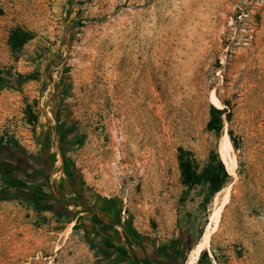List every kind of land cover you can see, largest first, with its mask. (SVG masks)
Instances as JSON below:
<instances>
[{
  "label": "rangeland",
  "instance_id": "374dc122",
  "mask_svg": "<svg viewBox=\"0 0 264 264\" xmlns=\"http://www.w3.org/2000/svg\"><path fill=\"white\" fill-rule=\"evenodd\" d=\"M1 139L0 188L51 194L63 158L80 180L72 217L0 200V264H264V0H0Z\"/></svg>",
  "mask_w": 264,
  "mask_h": 264
},
{
  "label": "trees",
  "instance_id": "16d2710c",
  "mask_svg": "<svg viewBox=\"0 0 264 264\" xmlns=\"http://www.w3.org/2000/svg\"><path fill=\"white\" fill-rule=\"evenodd\" d=\"M69 4L72 5V0H69ZM69 14L71 12L69 11ZM82 27L80 20L74 21L73 25L69 31V43L73 41L74 36L77 34L78 30ZM31 39V34L27 32H23L21 30H17L12 35L13 45L15 48H20L23 46L28 40ZM226 106H228L226 104ZM228 111L226 109H219L215 106H211L210 108V120L207 124L209 130L214 132H221L223 128V115L226 114ZM230 113L227 114V119H230ZM231 139L232 133H230ZM4 142L3 139L0 140V145ZM234 142V141H233ZM11 145V143L9 142ZM235 144V142H234ZM237 148V146H235ZM50 156H44L40 158L41 169L37 171V175L39 177L48 176L51 174L53 169L54 161L49 160ZM179 160V167L181 171V176L185 185L190 186L200 179V175L194 169V157L190 152H187L183 149H179L178 154ZM69 162V161H68ZM70 166L72 167L73 171L76 173V177L74 182H69L61 186L62 188H57L53 193H41L40 190L36 186H22L18 185L14 182L10 184H4L2 188H0V200L9 201V200H25L29 203H34L38 209L48 210L54 213L58 218L61 217H72L74 212L70 210V207L74 205L77 200V196L70 198L69 193L77 194V182L80 180V175L78 174L77 170L73 164L69 162ZM205 178L209 184L211 194L215 195L220 192L226 184L230 180V175L227 172L224 163L218 156L211 157L207 168L205 169ZM74 186L72 188L71 186ZM56 188V187H55ZM71 189V190H69ZM40 193V194H39ZM69 194V196H67ZM44 196L48 202V204L44 205L41 203L42 198ZM73 201V202H70ZM206 256V252H202L200 261ZM159 257V256H158ZM160 256L159 258H161ZM165 260L170 261L174 264L177 263V256L166 254Z\"/></svg>",
  "mask_w": 264,
  "mask_h": 264
},
{
  "label": "flooded vegetation",
  "instance_id": "af4514ba",
  "mask_svg": "<svg viewBox=\"0 0 264 264\" xmlns=\"http://www.w3.org/2000/svg\"><path fill=\"white\" fill-rule=\"evenodd\" d=\"M60 172L62 174V179L66 183H69V182L72 183V182H74V179L77 178L75 171H73L72 167L70 166V164L66 158H63V164L61 166ZM46 178H47V176L46 177L44 176V179H46ZM71 187L74 188L73 185ZM69 190H71V189H69ZM69 194L72 197H76L75 193H69ZM69 194L67 196H69ZM41 198H42L41 203H43L44 205L48 204L49 201H47L44 196H41ZM70 202H73V201H70ZM80 215H83V212ZM103 244L107 245L108 242H105Z\"/></svg>",
  "mask_w": 264,
  "mask_h": 264
},
{
  "label": "bare ground",
  "instance_id": "6f19581e",
  "mask_svg": "<svg viewBox=\"0 0 264 264\" xmlns=\"http://www.w3.org/2000/svg\"><path fill=\"white\" fill-rule=\"evenodd\" d=\"M128 81H129V79H128ZM132 86H133V89L131 90V91H128L129 93H133V91L134 92H138V90H139V88H140V81H139V79H138V76H135L134 78H132ZM138 96H139V94H138ZM145 98L146 99H148L149 98V93L148 92H146L145 93ZM135 102H139L138 101V99H136L135 100ZM134 109H136V110H138V105H136V104H134V107H133ZM226 138H228V136H226ZM208 237V236H207ZM204 239V238H203ZM206 239V238H205ZM206 241H207V239H206ZM197 245V244H196ZM204 244H203V241H202V243H199V245H198V247H197V253L202 249V246H203ZM205 246V245H204ZM194 252H195V250H193ZM202 251V250H201ZM200 251V252H201ZM195 256V255H194ZM199 256V255H198ZM198 260V259H197Z\"/></svg>",
  "mask_w": 264,
  "mask_h": 264
}]
</instances>
